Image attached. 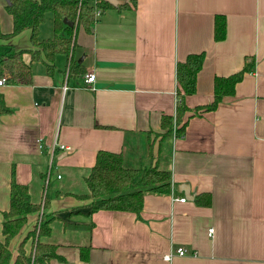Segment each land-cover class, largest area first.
<instances>
[{"label":"crops","instance_id":"crops-1","mask_svg":"<svg viewBox=\"0 0 264 264\" xmlns=\"http://www.w3.org/2000/svg\"><path fill=\"white\" fill-rule=\"evenodd\" d=\"M6 4L0 0L4 33L12 29ZM118 6L100 14L90 32L78 28L73 51L56 55L53 74L34 61L30 84L1 86L10 110L0 115V240L14 171L30 200L41 204V217L50 219L43 240L55 244L56 256L46 264H264V0ZM216 14L225 17L219 41L213 38ZM50 19V35L40 30V38L52 36ZM7 42L34 48L29 29ZM201 51L196 91L185 99L190 109L212 101L214 77L248 63L251 69L213 110L186 112L183 135L162 137V115L175 113L176 63ZM70 58L95 80L65 77ZM23 59L29 62L30 54ZM99 150L121 153L125 167L169 170L170 191L145 192L138 213L89 215L85 177ZM182 183L191 198L179 189ZM200 193H209L208 206L198 204ZM37 216L28 213L10 240L14 256ZM33 245L29 238L26 253ZM181 246L184 255L176 253Z\"/></svg>","mask_w":264,"mask_h":264},{"label":"trees","instance_id":"trees-1","mask_svg":"<svg viewBox=\"0 0 264 264\" xmlns=\"http://www.w3.org/2000/svg\"><path fill=\"white\" fill-rule=\"evenodd\" d=\"M5 8L12 17V29L4 33L0 29V73L5 75L7 84L27 85L32 82V63L41 61L45 65L48 75L55 70L54 59L58 54L69 55L75 47V34L80 26L90 32L97 17L113 5L104 0H9ZM134 7L135 0L126 1L119 8ZM99 11V14H97ZM51 15L53 34L51 37L40 38V26ZM71 23L66 24L63 20ZM24 29L30 30L33 49H16L7 41ZM225 36V17L216 14L214 17L213 38L222 40ZM30 54V61L25 62L24 53ZM205 53L188 54L184 60L178 61L175 67L176 99L174 115H162L161 136L170 135L173 131L176 136L183 135L187 119L185 114L193 111H208L216 108L224 96L232 95L236 84L242 79L245 72L251 69L250 63L241 70L227 76H216L213 81L212 101L190 109L185 102L186 96L196 91L197 74L202 68ZM68 76L85 74L81 63L73 58L68 61ZM9 108L0 94V115L9 112ZM171 173L169 170L157 166L125 167L121 153L99 150L90 172L85 177L88 193L83 195L90 199L88 204L90 215L92 212L105 210L132 211L138 213L143 206L144 193L147 191L167 193L170 191ZM198 204H210L209 193H200L196 196ZM46 205V203H45ZM40 203L30 200L28 187L16 182L14 171L10 181V201L8 210L3 212L2 222L3 240H0V264H46V261L56 256L55 244L45 242L43 237L50 234V219L42 214L39 229L29 230L20 240L16 255L9 247L10 240L21 231L26 223L28 213L38 211ZM32 238L34 255L26 253L24 245Z\"/></svg>","mask_w":264,"mask_h":264},{"label":"built area","instance_id":"built-area-1","mask_svg":"<svg viewBox=\"0 0 264 264\" xmlns=\"http://www.w3.org/2000/svg\"><path fill=\"white\" fill-rule=\"evenodd\" d=\"M97 14H99V11H97ZM68 76V67H67V69H66V74H65V77H67ZM95 80V74H94V72H88V73H85L84 74V82H85V84H90V83H92L93 81ZM5 84V77H3V76H1L0 77V91H1V86L2 85H4ZM66 82L64 83V85H63V89H66ZM59 147L61 148V149H68V147H66L65 145H62V144H60L59 145ZM57 177L59 178L60 177V175H57ZM180 200L181 201H184L185 200V198H180ZM41 211H40V213H39V215H40V217H39V219H38V221L40 222V219H41ZM39 228V224H37V229ZM212 233V228H210L209 229V234H211ZM30 253H32L31 254V256H32V258H33V255H34V246H33V249H32V251L30 252ZM176 253L178 254V255H184L185 253H186V250H185V248L184 247H177V249H176ZM170 257H171V253H168V254H165L164 255V258H166V259H170Z\"/></svg>","mask_w":264,"mask_h":264},{"label":"water","instance_id":"water-1","mask_svg":"<svg viewBox=\"0 0 264 264\" xmlns=\"http://www.w3.org/2000/svg\"><path fill=\"white\" fill-rule=\"evenodd\" d=\"M5 1H6L7 4L10 3L9 0H5ZM104 1L108 2L109 4H111L113 6L122 5L125 2V0H104ZM63 21L66 24H69V25L71 24V23L67 22L65 19ZM179 189L184 192V194H185L186 197L191 198V195L189 194V187H188V185L182 183V184L179 185Z\"/></svg>","mask_w":264,"mask_h":264},{"label":"rangeland","instance_id":"rangeland-1","mask_svg":"<svg viewBox=\"0 0 264 264\" xmlns=\"http://www.w3.org/2000/svg\"><path fill=\"white\" fill-rule=\"evenodd\" d=\"M50 14H48L47 15V18H48V21L47 22H45V23H43L42 25H41V27H40V30H41V32H42V34H44V33H46V32H48V35H50V30L49 31H47L49 28H50V23H49V18H50ZM51 20V19H50ZM51 24H52V22H51ZM40 211H41V204H40V209L37 211V213H38V216H37V218H36V220H35V227H34V229L36 230V232L38 231V229H37V224H39L40 225V223H41V219H40V222L38 221V219H39V217H40V215H39V213H40ZM33 229V228H32ZM18 237H19V235L18 236H16V240L18 239ZM34 243V242H33ZM35 245V244H34ZM33 245V246H34ZM35 247V246H34ZM32 254V253H31ZM30 254V255H31Z\"/></svg>","mask_w":264,"mask_h":264}]
</instances>
